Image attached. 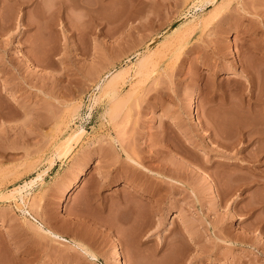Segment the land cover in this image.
Segmentation results:
<instances>
[{
    "label": "rangeland",
    "instance_id": "1",
    "mask_svg": "<svg viewBox=\"0 0 264 264\" xmlns=\"http://www.w3.org/2000/svg\"><path fill=\"white\" fill-rule=\"evenodd\" d=\"M263 52L264 0H0V264H264Z\"/></svg>",
    "mask_w": 264,
    "mask_h": 264
},
{
    "label": "bare ground",
    "instance_id": "2",
    "mask_svg": "<svg viewBox=\"0 0 264 264\" xmlns=\"http://www.w3.org/2000/svg\"><path fill=\"white\" fill-rule=\"evenodd\" d=\"M261 51H263V50H261ZM263 54H264V52H263ZM144 58V57H143ZM142 60V59H141ZM143 61H144V59H143ZM115 75H117V72L116 73H113V75H111V78H110V81L111 82H109V84L110 83H112L113 81V79H114V77H115ZM109 81V80H108ZM196 98H197V94L195 93V94H192V95H190V117H191V119H192V121L193 122H197L198 124H200L201 122L199 121V118H198V115H197V100H196ZM85 130V128L84 127H81V128H78L73 134H72V136L69 138V142H71L74 138H76V137H79V135H81L82 134V132ZM129 175V174H128ZM156 175V174H155ZM41 176V173L40 174H37V176L36 177H33L31 180H29V181H26L24 184H19V185H17V186H15L13 189H12V192H16V191H22L25 187H27L28 185H30V184H33V182L38 178V177H40ZM121 176V175H120ZM125 177V176H124ZM131 177V176H130ZM156 177V176H155ZM130 181V180H129ZM132 181V180H131ZM173 181V180H172ZM75 184L76 183H69L67 186H66V192H70L74 187H75ZM173 184H174V181H173ZM173 184H171V187H174L173 186ZM31 186V185H30ZM152 186V185H151ZM151 186H149V187H147V186H144V188H142V190H144V191H147L146 192V194H147V199H148V201L150 202V204H151V206L152 205H154V206H152V207H154V208H156V206H158V203H159V197H157L159 194H161V188H157V187H151ZM147 187V188H146ZM141 190V191H142ZM144 191H142V192H144ZM19 193H21V192H19ZM11 195V194H10ZM127 201V200H126ZM124 203H125V205H124V207H125V209H126V207L128 206L127 205V202H125L124 201ZM64 206V205H63ZM123 206V205H122ZM122 208V207H121ZM130 207L128 206V209H129ZM132 208V207H131ZM134 208V207H133ZM129 211H130V209H129ZM133 211H135V210H133ZM141 211V210H140ZM142 212V211H141ZM136 213V212H135ZM137 214V213H136ZM138 214H143V213H138ZM140 215V216H141ZM144 215V214H143ZM138 217V216H137ZM129 218H130V216H129ZM141 218V217H140ZM140 218H136L135 217V219H140ZM143 218V217H142ZM144 219V218H143ZM126 222V221H125ZM144 222V221H143ZM131 223V222H130ZM42 224V223H41ZM40 226V225H39ZM42 226V225H41ZM40 228H43L44 230H46L54 239H58V240H61L60 242H62V241H69V242H72L74 245H76V246H80L81 248H82V250L84 249V251H86L85 252V254H88L90 257H92V258H95L96 257V254L93 252V251H91L90 249H89V247H87L86 245H84L83 243H81V242H79L77 239H76V237H74V236H70V238L67 236V235H65L64 234V231L63 232H59V231H57V230H55V229H52V228H46L45 227V225H43L42 227H40ZM61 231V230H60ZM68 232V231H67ZM74 233V232H73ZM67 234V233H66ZM73 235H75V234H73ZM65 243V242H64ZM68 243V242H67ZM71 246V245H70ZM73 246V245H72ZM114 257L116 258V259H118L119 260V263L120 264H126V262H125V259H124V256H123V252H122V250L120 249V247L119 246H116V248L114 249Z\"/></svg>",
    "mask_w": 264,
    "mask_h": 264
}]
</instances>
